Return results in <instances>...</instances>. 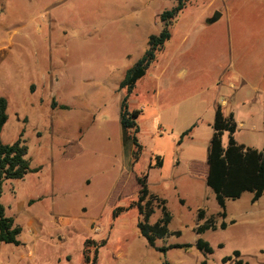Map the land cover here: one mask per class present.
I'll return each instance as SVG.
<instances>
[{
    "label": "rangeland",
    "instance_id": "374dc122",
    "mask_svg": "<svg viewBox=\"0 0 264 264\" xmlns=\"http://www.w3.org/2000/svg\"><path fill=\"white\" fill-rule=\"evenodd\" d=\"M175 5L0 0V96L8 103L1 139L11 144L23 130L26 158L39 168L2 186L0 203L21 232L18 246L0 243V264H84V252L91 258L94 250L86 241L104 242L98 264H234V251L245 264H264V198L252 204L245 192L226 200L222 218L204 178L188 174L189 162L206 161L215 107L223 102L237 126L234 140L264 150V0H187L128 99L130 109L141 110L136 161V147L123 143L119 82L148 36L161 31L160 14ZM214 12L221 18L208 24ZM192 126L191 138H181ZM143 174L171 215L156 246L191 248H150L137 231L135 207L112 218L115 207L136 201L135 176ZM160 218L156 208L148 222ZM205 220L216 230L196 234ZM199 238L210 255L195 248ZM224 257L231 260L222 263Z\"/></svg>",
    "mask_w": 264,
    "mask_h": 264
},
{
    "label": "trees",
    "instance_id": "16d2710c",
    "mask_svg": "<svg viewBox=\"0 0 264 264\" xmlns=\"http://www.w3.org/2000/svg\"><path fill=\"white\" fill-rule=\"evenodd\" d=\"M187 0H176V5L160 14L159 20L162 23V29L157 35H149L147 39V49L142 56L123 74L119 82V90L124 92L120 103L119 122L123 134L124 145L132 144L136 147L134 160L138 159L137 154L141 151L136 134L139 127L137 119L141 110L130 109L128 99L132 95L136 84L146 75L150 66L156 60V54L160 52L165 43L170 39V26L172 20L186 7ZM56 103L53 101L51 107L55 108ZM8 103L5 97L0 96V197L2 186L5 181H14L23 179L28 173H36L39 168H31L27 156L26 141L22 139L24 131L19 134V138L11 144L2 142L1 136L4 126L8 121ZM60 110H65L66 106L60 105ZM236 123L232 114L225 116L221 106L215 107L214 119L212 123V136L207 149V158L205 163H194L190 167V172L196 176L203 177L206 186L213 192L214 199L221 209L220 217L225 218L226 200H236L247 192L251 194L250 202L253 204L261 197L264 198V150L259 151L253 148L245 147L238 144L233 135L236 131ZM194 126L182 133L181 138L188 137ZM227 134V143L223 146L222 136ZM77 142V141H76ZM76 142H72L76 144ZM68 143L63 155L68 151ZM156 167L162 166V159L156 158ZM151 168V166H149ZM136 201L128 208L115 207L112 210V218H117L121 213L135 207L138 210L140 219H138L136 228L139 236L142 237L147 245L155 251L166 253L169 249H188L192 245H169L166 247H157L156 240H164L168 235V225L171 221V215L166 207V200L151 194L147 185V174L135 176ZM161 210V218L155 223L150 224L149 218L154 213V209ZM204 211L199 210L197 221L203 220ZM221 229L226 227L222 222L219 226ZM208 230H216V226L211 220H205L203 224L198 225L195 229L196 234H203ZM21 228L14 224L11 217L5 215L4 206L0 203V243L18 246L20 244L18 236ZM179 235L180 232H175ZM92 244L94 247L93 256L90 258L87 252H84V264H98V249L103 246L104 242L95 243L86 241L85 246ZM195 248L203 255H210L212 248L202 239H197ZM232 256L236 258L234 264H245L239 259V252L234 251ZM231 257L222 258L221 262L226 263ZM162 264H169L166 260ZM201 264H206L203 260Z\"/></svg>",
    "mask_w": 264,
    "mask_h": 264
},
{
    "label": "crops",
    "instance_id": "0c3cea01",
    "mask_svg": "<svg viewBox=\"0 0 264 264\" xmlns=\"http://www.w3.org/2000/svg\"><path fill=\"white\" fill-rule=\"evenodd\" d=\"M225 105V103L223 102L220 106H221V109H222V112H223V114L225 115V116H228L229 114H231V109L229 108V110H228V112H225L224 110H223V106ZM191 135L192 134H190L187 138H191ZM223 137V136H222ZM206 161H191V162H189L190 163V165H189V173L188 174H190V175H193V177H198V176H196V175H194V174H192L191 172H190V167H192V165L194 164V163H205ZM178 163H176V165H177ZM162 167V166H161ZM160 168V167H159Z\"/></svg>",
    "mask_w": 264,
    "mask_h": 264
},
{
    "label": "water",
    "instance_id": "95a60500",
    "mask_svg": "<svg viewBox=\"0 0 264 264\" xmlns=\"http://www.w3.org/2000/svg\"><path fill=\"white\" fill-rule=\"evenodd\" d=\"M221 18V14L218 12H214L212 17L208 20V24H213L217 22Z\"/></svg>",
    "mask_w": 264,
    "mask_h": 264
}]
</instances>
